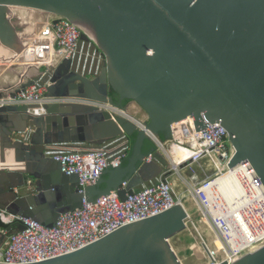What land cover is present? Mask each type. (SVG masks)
I'll use <instances>...</instances> for the list:
<instances>
[{
  "label": "water",
  "instance_id": "obj_1",
  "mask_svg": "<svg viewBox=\"0 0 264 264\" xmlns=\"http://www.w3.org/2000/svg\"><path fill=\"white\" fill-rule=\"evenodd\" d=\"M7 6L63 16L89 42L86 26L105 60L93 79L74 71L69 59L48 70L44 96L73 100H48L41 115L31 112L38 105L5 103L7 93H0V249L6 236L24 229L4 222L9 215L52 227L83 199L92 204L115 191L126 200L168 176L157 149L143 161L142 144L171 140L172 125L188 118L196 131L204 120L224 127L233 148L227 167L248 162L264 186V0H0V37L12 38L1 42L13 48L20 28L5 19ZM125 99L143 110L145 122L127 112ZM134 133L127 164L103 167L83 192L78 175L65 174L46 154L58 147L100 149L117 139L129 146ZM185 218L176 204L77 251L30 264H181L169 240L185 230ZM232 264H264V246Z\"/></svg>",
  "mask_w": 264,
  "mask_h": 264
},
{
  "label": "built area",
  "instance_id": "obj_2",
  "mask_svg": "<svg viewBox=\"0 0 264 264\" xmlns=\"http://www.w3.org/2000/svg\"><path fill=\"white\" fill-rule=\"evenodd\" d=\"M11 9L13 6H7L5 19L15 29L12 19H16V16ZM32 17V26L37 22L35 28L27 31L28 24H25L21 31L15 30V37L19 52L25 56L23 61L30 59L37 63L38 68L36 72L29 73L18 86L14 84L3 101L38 105L39 108L31 112L41 115L44 113L42 104L48 100H73L48 99L44 96L48 82L43 77L48 70L69 59L74 71L93 79L105 56L104 59H101L102 56L96 59V50L94 53L90 51V41H82L81 29L67 18L38 9ZM17 21L19 25L23 24L21 19L17 18ZM86 45L89 49L84 50ZM8 51L13 52L14 49ZM41 68H45V71L40 72ZM10 93H15V97H9ZM146 119L141 121L145 122ZM137 124L144 128L142 123ZM204 125V129L196 131L192 119L179 121L172 125V139L157 143L156 149L164 151L167 144L181 146L190 155L177 163V168L183 166L193 169L197 164L203 170L213 169L212 174L198 180L189 193L195 214L185 210V230H189L190 224L196 235H192L196 249L190 248L194 257L199 258V248L201 253H198L206 259V264H232L264 246V186L248 162L233 168L227 167L233 154L227 131L216 122L204 120ZM128 149L126 145L113 151L106 144L95 150H58L46 154L59 162L65 174L78 175L79 191L83 192L86 186L99 178V171L103 167L121 163ZM152 158V155H148L143 161L148 162ZM181 202L182 198L175 192L174 182L166 176L141 186L133 194L126 195V200H121L115 191L99 197L92 204L83 199L80 208L60 214L52 227H46L30 218L9 215L4 222H20L24 229L6 236L0 249V264L38 263L77 251L120 227L159 214L176 204L182 205ZM198 216L199 221H203L209 230V244L194 224V218ZM216 240L220 245L216 244Z\"/></svg>",
  "mask_w": 264,
  "mask_h": 264
},
{
  "label": "rangeland",
  "instance_id": "obj_3",
  "mask_svg": "<svg viewBox=\"0 0 264 264\" xmlns=\"http://www.w3.org/2000/svg\"><path fill=\"white\" fill-rule=\"evenodd\" d=\"M20 10H22V9H20ZM27 15H25V17H26ZM21 22H23L22 20H21ZM20 28V27H19ZM9 32H10V30H8ZM87 32V31H86ZM88 33V35H89V38H90V51H91V53H94V51L96 50V53H95V58L97 59L99 56H102L101 57V59H104V55H103V53H102V51L98 48V46L96 45V43H95V41H94V39H93V37H92V35L89 33V32H87ZM1 38V37H0ZM4 40V42L7 44H9L10 42H12V38H11V36L9 35L8 37H7V39L6 38H3L2 39V41ZM16 40V39H15ZM16 42V41H15ZM2 43V42H1ZM3 44V43H2ZM87 49H89V47L86 45L85 46V48H84V50H87ZM3 56L4 57H7L8 56V54H3ZM5 62H3V63H1L0 62V68H1V65L2 64H4ZM100 64H101V61H100ZM9 66H7V67H2L1 69H7ZM40 72H43V71H45V68H41L40 70H39ZM4 76H6V74L4 75ZM14 78H5L4 80V82H2V84L4 85V87L5 88H2L1 90H0V93L2 94V95H5L7 92H9L10 91V89L14 86V80H13ZM140 108V107H139ZM141 109V108H140ZM142 110V109H141ZM143 111V110H142ZM146 115V114H145ZM136 117V116H135ZM147 117V116H146ZM136 119H138V117H136ZM165 157H166V164H164L165 165V167H166V170H170L171 169V171L167 174L168 175V178H169V180H171L170 178H172V180L171 181H174L175 182V186H176V188L177 189H180V190H187L186 188H187V186L186 187H184L182 184H181V182H183V183H186V181H184L183 180V174L182 173H178L179 172V169L178 170H176V169H172V163H170V164H168V162H169V158H168V155H167V153L165 152ZM194 166H196L195 168H193V169H187V173L188 174H186L185 176H187V177H191V176H194L195 175V177H196V180H202L203 178H205V176H208V175H211L212 174V172H213V169H202V168H200V166L199 165H194ZM177 168V167H176ZM175 192H176V190H175ZM189 192V190H187V193ZM200 220V218H199V216L197 217V218H194V224H195V226L198 228V230L200 231V232H202V235H203V238H204V240H205V242H207V244H209L208 243V238L207 237H209V239H210V236H209V230H208V228H207V226H206V224L202 221V222H200L199 221ZM188 228H189V230L187 231V230H185V231H183V233L180 235V240H179V242H178V245H175V247L176 248H178L179 250L181 249V251L179 252V254H180V257H181V264H206V259H204V258H201V257H203L202 255H200V253H201V250L198 248V252H200V253H198L197 252V255L199 256V258H197V257H194L193 255H192V253L190 254V252H188V248H195L196 249V241L195 240H193L192 239V236L191 235H194L195 237H196V235H195V233H194V231H193V228H192V226L189 224L188 225ZM191 233V234H190ZM194 238V237H193ZM195 239V238H194ZM197 239V238H196ZM197 246H198V244H197ZM174 247V248H175ZM175 248V249H176Z\"/></svg>",
  "mask_w": 264,
  "mask_h": 264
},
{
  "label": "bare ground",
  "instance_id": "obj_4",
  "mask_svg": "<svg viewBox=\"0 0 264 264\" xmlns=\"http://www.w3.org/2000/svg\"><path fill=\"white\" fill-rule=\"evenodd\" d=\"M20 9H22V10H20ZM11 10H13L12 11L13 15L16 16V17H14L16 19H12V21L15 23V26H17L19 28L20 25H19V22L17 21V18H19L23 21L24 25L28 24L27 31H30L31 29L35 28L37 22H34L33 26H32V21H33L32 20V18H33L32 14L36 9L28 8V7L13 6V9H11ZM25 15H27V16L25 17ZM84 29L90 33V31L88 30V28L86 26H84ZM21 30H17V31H21ZM1 41H2V38H0V46L4 45L7 47L6 50L3 52V54L4 53L8 54L7 57H4L3 54L0 55V62L1 63L5 62L4 64L1 65V68L7 67V66H9V67L7 69H1L0 68V90L2 88H5L4 85L2 84V82L5 81L4 80L5 78H14L13 79L14 83L16 86H18V83L23 81V74L27 71V69L34 62L30 59L23 61V59H25V56H24L23 52H19L17 45L14 46L13 48H11L10 46L2 44ZM8 49L9 50L14 49V51L9 52ZM17 58H19L20 61L17 60ZM37 68H38V66L33 67L27 74H25V77L31 72H36ZM5 74H6V76H4ZM163 149L167 153L169 160L171 161V163L173 164V166L175 168L177 167V163L185 160L190 155L189 151L184 150V149H182L181 146H176L175 144H167L164 146ZM9 158H10V156H9ZM216 244L220 245L218 240H216Z\"/></svg>",
  "mask_w": 264,
  "mask_h": 264
},
{
  "label": "crops",
  "instance_id": "obj_5",
  "mask_svg": "<svg viewBox=\"0 0 264 264\" xmlns=\"http://www.w3.org/2000/svg\"><path fill=\"white\" fill-rule=\"evenodd\" d=\"M24 23L22 24V25H20L19 27H20V29L19 30H21L22 28H24ZM6 46H4V45H2V46H0V55H2L3 54V52L6 50ZM35 66H38L37 65V63L36 62H33L32 63V65L27 69V71L23 74V80H24V78H25V74H27L33 67H35ZM127 112L129 113V114H131L133 117H138V119L139 120H143V119H145L146 118V115H145V113L139 108V106H137L135 103H133V102H128V107H127ZM135 117V118H136ZM109 145L113 148V151L114 150H117V149H119V148H121V147H123V146H126L127 144L125 143V141L124 140H120V139H117V140H114V141H112V142H110L109 143ZM128 146V145H127ZM156 147H157V145H156ZM71 148H69V149H67V148H64V147H58V148H54V150L55 151H63V150H66V151H69ZM88 150H90V149H87V148H84V149H82V151H88ZM159 152H161V153H159V156H160V158H161V160H162V162H163V164H166V157H165V152L164 151H159ZM168 163H171V161L169 160V162ZM173 165V164H172ZM195 165H197V164H195ZM165 166V165H164ZM196 166H193V168H195ZM176 170H178L179 169V174L180 173H182L184 176H183V180L184 181H186V183H183V182H181V184L184 186V187H186L187 186V190H189V192L187 193V190H180V189H177L176 188V186H175V190H176V194H177V196H179L180 198H182V205H183V207H184V209L187 211V212H191L192 214H195V206H194V203L191 201V199H190V195H189V193H190V191H191V189H192V187H193V185L198 181V180H196V177H195V175L194 176H189V177H187V176H185L186 174H188L186 171H187V169L188 168H175ZM171 180H172V178H170ZM174 182V181H173ZM174 184H175V182H174ZM176 185V184H175ZM185 231V230H184ZM183 232H181V233H178V234H176V235H174L173 237H171L170 238V240H169V242H170V245H171V247H172V249L174 250V252H175V254L177 255V257L178 258H180L181 259V257H180V254H179V252L181 251V249L179 250L178 248H176L175 247V245H178V242H179V240H180V235L182 234ZM192 236V235H191ZM192 239L194 240V238H193V236H192ZM176 249H175V248ZM188 252H190V254H191V250H190V248H188ZM179 259V260H180ZM181 261V260H180ZM182 262V261H181Z\"/></svg>",
  "mask_w": 264,
  "mask_h": 264
},
{
  "label": "trees",
  "instance_id": "obj_6",
  "mask_svg": "<svg viewBox=\"0 0 264 264\" xmlns=\"http://www.w3.org/2000/svg\"><path fill=\"white\" fill-rule=\"evenodd\" d=\"M109 95L113 98L114 102H117V94L114 92V91H111L109 92ZM129 102V100H123L122 101V104L125 105ZM161 138H163V134H160ZM135 137H136V133L132 134L130 136V141H129V149H128V152H127V156L123 159L122 161V166H125L127 164V160H128V156L130 155V151H131V148H132V145L135 141ZM156 145L154 144V142H152L150 139H145L143 144H142V152L145 153L147 156L148 155H154L155 154V151H156Z\"/></svg>",
  "mask_w": 264,
  "mask_h": 264
}]
</instances>
